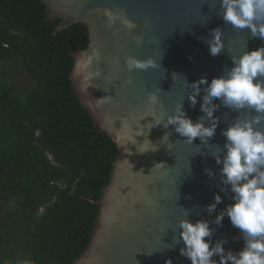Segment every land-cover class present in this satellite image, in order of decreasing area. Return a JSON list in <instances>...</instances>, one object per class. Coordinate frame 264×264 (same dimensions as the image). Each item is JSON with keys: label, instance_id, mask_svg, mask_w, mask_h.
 Listing matches in <instances>:
<instances>
[{"label": "water", "instance_id": "95a60500", "mask_svg": "<svg viewBox=\"0 0 264 264\" xmlns=\"http://www.w3.org/2000/svg\"><path fill=\"white\" fill-rule=\"evenodd\" d=\"M41 1L48 17L62 19L56 31L76 23L86 25L89 42L84 50L72 55L74 63L69 79L75 97L89 112L94 125L112 139L122 121L137 130L142 127L144 132V136L135 137L136 147L128 143L119 148L116 144L119 155L111 180L98 201L100 212L88 246L73 264H166L167 260L172 264H191L179 254L182 242L165 249L179 232L167 228L174 227L184 217L185 210L193 223L200 219L209 221L214 229L213 243L225 239L226 251L240 250L243 247L240 231L227 216L221 226L212 223L233 201L230 191H220L222 165H217L210 154L217 151L216 144L223 146L225 138L221 130L228 123L237 115L243 119L254 113L245 109L238 114L219 107L214 115L220 119L215 136L208 142L210 145L202 144L199 138L193 144L184 142L171 125L168 129L160 125L148 131L153 119L149 115L154 111L164 118L182 101L187 115L195 121L203 115L200 103L204 86L201 85L196 106L190 107L187 95L191 88L187 82L201 77L210 82L225 67H231V56L238 57L245 50L264 46V39L252 37L247 29L225 24L217 15L219 0ZM105 8L124 9L136 28L131 34L119 24L108 28L102 11L96 12ZM217 26L223 31L225 50L213 57L204 38ZM135 37H142L143 42L137 44ZM93 49L98 50L99 57L89 71L99 70L101 74L89 81L91 86L83 91L82 76L74 75L73 70L76 59L82 53L91 54ZM127 56L151 60L155 67L128 72L124 64ZM127 79L131 80L130 84L125 83ZM151 91L159 97L160 102L155 106L146 99ZM213 102L220 103L218 99ZM258 127L264 129V123ZM165 132L171 133L169 141H160ZM141 151L145 152L138 153ZM205 169H210L213 176ZM214 194H219L222 202L209 214L205 206L214 202Z\"/></svg>", "mask_w": 264, "mask_h": 264}, {"label": "trees", "instance_id": "16d2710c", "mask_svg": "<svg viewBox=\"0 0 264 264\" xmlns=\"http://www.w3.org/2000/svg\"><path fill=\"white\" fill-rule=\"evenodd\" d=\"M43 13L37 0H0V264H73L119 155L72 91L86 25L53 36L60 20Z\"/></svg>", "mask_w": 264, "mask_h": 264}, {"label": "clouds", "instance_id": "9594fccd", "mask_svg": "<svg viewBox=\"0 0 264 264\" xmlns=\"http://www.w3.org/2000/svg\"><path fill=\"white\" fill-rule=\"evenodd\" d=\"M219 9L217 15L225 24L240 30L247 29L252 37L264 39V0H219ZM101 11L108 28L119 24L129 34L136 28L135 22L127 18L124 9L96 10L97 13ZM222 36L223 31L217 26L210 30L208 38H204L209 54L213 57L225 50ZM135 40L137 44L143 42L142 37H135ZM98 57V50L93 49L91 54L82 53L76 59L73 71L74 75L82 76L83 91L91 86L89 81L101 74L99 70L89 71ZM230 58L231 67H225L223 73L213 77L210 82L206 77L192 83L184 78L191 88L187 95L190 107L196 106L201 85L204 86L200 103L203 115L195 121L187 115L182 101L164 118L157 116L154 111L149 115L153 119L148 131L160 125L168 129L171 125L172 130L184 138V142L193 144L194 139L199 138L202 144L210 145L208 142L215 136L220 119L214 115L219 107H226L238 114L245 109L254 113L243 119L237 115L228 123L221 130V135L225 138L223 146L216 144L217 151L210 154L217 165H222L219 170L220 191H230L233 201L215 216L212 223L221 226L223 218L227 216L232 226L239 229L243 247L238 251H226L225 239H218L213 243L214 229L210 227L209 221L200 219L193 223L187 218L189 211L185 210L184 217L174 227L167 228L173 233L178 229L179 232L178 235H173L172 244H166L169 246L165 249H171L182 242L179 254L191 264H264V129L258 127L264 123V46L251 51L245 50L238 57ZM124 64L128 72L155 67L151 60L142 61L135 56H127ZM125 83L130 84L131 80L127 79ZM146 99L153 106L160 102L154 91L148 92ZM214 99L220 101L219 105L213 102ZM170 135V132H165L160 141H169ZM138 136H144L142 127L137 130L122 121L120 128L114 130L113 140L119 148L128 143L136 147L138 142L135 137ZM205 171L210 177L213 176L210 169ZM221 202V196L214 194V202L205 206L206 211L212 214ZM166 264H172L171 260H167Z\"/></svg>", "mask_w": 264, "mask_h": 264}, {"label": "flooded vegetation", "instance_id": "af4514ba", "mask_svg": "<svg viewBox=\"0 0 264 264\" xmlns=\"http://www.w3.org/2000/svg\"><path fill=\"white\" fill-rule=\"evenodd\" d=\"M38 1V3L43 7V9H44V18H45V20H46V22L48 23V24H53V22H55L56 20H60L59 18H57V17H48L47 16V8L42 4V1L41 0H37ZM62 20V19H61ZM61 20H60V22H61ZM59 22V23H60ZM58 23V24H59ZM58 24H56L55 25V32L53 33V36H55V34L56 33H58L59 31H56V26L58 25ZM73 25H75V24H73ZM73 25H71V26H73ZM71 26H69L68 28H65V29H63V30H61V31H64V30H68L69 28H71Z\"/></svg>", "mask_w": 264, "mask_h": 264}, {"label": "rangeland", "instance_id": "374dc122", "mask_svg": "<svg viewBox=\"0 0 264 264\" xmlns=\"http://www.w3.org/2000/svg\"><path fill=\"white\" fill-rule=\"evenodd\" d=\"M22 84H25V79L21 74H19L18 79L16 81L17 88L21 87Z\"/></svg>", "mask_w": 264, "mask_h": 264}]
</instances>
